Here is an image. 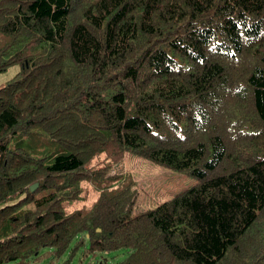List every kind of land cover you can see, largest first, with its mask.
I'll return each instance as SVG.
<instances>
[{"label": "trees", "instance_id": "1", "mask_svg": "<svg viewBox=\"0 0 264 264\" xmlns=\"http://www.w3.org/2000/svg\"><path fill=\"white\" fill-rule=\"evenodd\" d=\"M12 65L0 264H264V0H0ZM126 154L195 184L133 214Z\"/></svg>", "mask_w": 264, "mask_h": 264}, {"label": "rangeland", "instance_id": "2", "mask_svg": "<svg viewBox=\"0 0 264 264\" xmlns=\"http://www.w3.org/2000/svg\"><path fill=\"white\" fill-rule=\"evenodd\" d=\"M20 70V65H12L0 73V87L12 80ZM111 174H130L135 181L137 193L131 208L133 214L152 209L195 184V180L183 174L172 172L129 154H126L120 163L112 167ZM93 199L92 197L90 201ZM73 247L74 244L71 248ZM85 248L76 250L71 259L66 253L59 260L53 259L51 264H62L68 261V264H99L100 259L106 264H116L128 255L127 250L123 249L109 254L92 255L85 252ZM31 264H50V259H41Z\"/></svg>", "mask_w": 264, "mask_h": 264}, {"label": "water", "instance_id": "3", "mask_svg": "<svg viewBox=\"0 0 264 264\" xmlns=\"http://www.w3.org/2000/svg\"><path fill=\"white\" fill-rule=\"evenodd\" d=\"M35 188H36V185L35 186H32L31 187V190L34 191Z\"/></svg>", "mask_w": 264, "mask_h": 264}]
</instances>
